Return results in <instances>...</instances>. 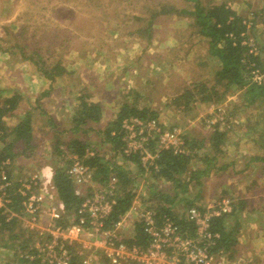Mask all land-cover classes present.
Returning a JSON list of instances; mask_svg holds the SVG:
<instances>
[{
	"label": "rangeland",
	"instance_id": "1",
	"mask_svg": "<svg viewBox=\"0 0 264 264\" xmlns=\"http://www.w3.org/2000/svg\"><path fill=\"white\" fill-rule=\"evenodd\" d=\"M200 1L204 7L227 3L248 18L250 30L245 38L246 44L254 48L257 42H264V0ZM194 10L195 2L189 0H0V88L10 90L5 95L11 96L16 92L22 96L19 107L5 120L7 126H13L26 118L27 111H32L33 135L39 143L37 154L23 166L17 163L13 176L24 178L44 166L54 169L57 162L54 145L58 138L63 143L61 148L66 158L71 155L65 144L74 138L69 131L73 126L72 116L50 120L53 115L45 110L47 100L35 106V96L31 93L35 89L33 87L43 91L44 78L47 77L26 56L32 55L37 60L41 55L49 69L58 65L61 71L64 70L61 82L56 86L59 89L55 88L63 91V97H67L65 92L72 85L70 96L73 99L68 96V101L76 105L79 100L75 97L85 95L84 100H93L102 106L103 117L100 123L94 124L96 127H105L124 103L133 104L135 101L134 106L146 109L148 117L155 112L156 118L167 128L184 126L190 140L204 139L203 147L199 149L202 157L209 148L213 122H218L220 129L226 130L221 144L225 154L221 153V157L213 160L210 173L200 177L202 184L199 187L193 186V180L188 192L175 194L177 190H172L173 186L168 182L156 185L154 180L149 183L139 176L136 182L139 194L156 205L157 197L150 194L152 185L171 199L175 195L180 200L193 199L198 191L201 197H228L235 205L242 200L240 197L246 199V192L239 191V187H245L241 181L247 180L243 176L249 174L244 168L246 154H264V103L238 108L242 103L239 92L227 95L220 103L195 102L190 114L176 110L171 103L173 97L200 82L213 84L215 71L220 65L217 58L211 56L208 41L198 33L199 26L191 15ZM49 121L58 125L54 127ZM63 130L67 132L61 133ZM78 138L90 143L92 152H99L100 156L111 161V165L123 162L114 155L109 143L98 138L95 130ZM241 142L245 145L237 146ZM2 145L0 141V148ZM244 146L249 152L243 153L246 151ZM199 162L203 167L202 161ZM223 163L227 166L220 170L218 167ZM232 165L234 170L243 168V172H233ZM131 170L140 172L135 166ZM258 171L257 168L251 177L261 179ZM50 181L51 178L48 185ZM218 184L220 187L216 190ZM222 190L227 192L222 193ZM201 197L195 199L196 202L191 200L190 204L186 203L187 200L176 202L174 213L181 216L190 205L200 206L198 200ZM246 201L245 208L237 206L241 217L234 229L235 244L229 251L234 253L231 261L235 264H244L245 261L247 264L258 263L264 256V218L257 217L256 221L249 214L248 221L252 225L249 227L242 216L249 211L250 204L248 199ZM229 221L233 225L231 218ZM2 238L0 264H24L20 259L22 251L4 247Z\"/></svg>",
	"mask_w": 264,
	"mask_h": 264
},
{
	"label": "built area",
	"instance_id": "2",
	"mask_svg": "<svg viewBox=\"0 0 264 264\" xmlns=\"http://www.w3.org/2000/svg\"><path fill=\"white\" fill-rule=\"evenodd\" d=\"M242 44L249 46L250 52H257V46L246 44L245 39ZM252 74L255 81L263 78L257 69ZM184 130V126L167 128L156 117H125L119 131L122 146L113 153L123 159L137 155L142 171L131 176L137 181L139 176L152 180L148 171L158 168L159 150L189 152ZM0 134H3L1 127ZM69 159L67 173L81 201L76 212L67 217L52 186L50 166L15 178L13 169L18 166L17 161L0 160V212L7 221L18 218L22 230L33 236L30 249L23 253L25 258L44 264H235L222 249L212 251L220 235L212 228L211 219L235 212V203L230 198L203 207L190 205L181 215L194 226L190 235L169 215H163L160 221L157 205L139 194L135 183L130 208L111 220L120 190L117 175L111 173L102 181L79 155H70ZM13 191L20 196L19 206L12 198ZM137 225L145 235V244L136 240ZM255 264H264V256Z\"/></svg>",
	"mask_w": 264,
	"mask_h": 264
},
{
	"label": "trees",
	"instance_id": "3",
	"mask_svg": "<svg viewBox=\"0 0 264 264\" xmlns=\"http://www.w3.org/2000/svg\"><path fill=\"white\" fill-rule=\"evenodd\" d=\"M189 1L195 2V10L190 13L194 15L196 24L199 26L198 33L208 41L210 54L212 57L217 58L220 65L215 71L216 78H214L213 84L208 85L200 82L194 87L186 89L172 98L171 103L176 110L190 114L191 110L194 109L195 102L220 103L227 95L235 92H239L242 96V103L238 104V108L242 107V105L244 108H247L257 103H264V42H257V52L255 53L250 52L249 46L242 44V40L248 37L247 31L250 30L248 21L246 20L248 18L238 13L225 2L204 7L201 5L200 0ZM262 23L264 24V19ZM253 24H255V22ZM253 26L251 27L252 29L254 28ZM230 34H233L235 37L230 36ZM35 54L38 55L37 52H35ZM26 57L36 65L37 70L40 71L42 75L51 81H54L56 77L61 75L64 71H61L62 69L58 65L49 69L41 55H38L37 60L34 59L32 55ZM256 69L263 75L260 82L253 79L252 70ZM7 91L9 90L0 88V127L3 130V134H0V141L3 144L0 148V160L10 158L23 166V164H27L32 160V156L37 154V146L39 143L37 144L33 135L31 119L28 115L16 125L7 126L5 118L12 116L13 112L19 107V102L22 97L16 92L11 96L5 95ZM84 97L85 95L78 97V106L71 119L73 126L70 127L69 131L71 134L73 133L74 138L65 145H67L70 150L69 154L79 155L94 169L95 176L98 179L105 181L111 173L117 175L120 190L111 215V220H116L130 208L134 196V184L137 180L132 177L122 165L117 163L111 165V161L100 156L99 152H95L93 155H87L86 151H93V149L90 148V143L80 140L78 136L90 130H95L96 133L99 131L97 134H100L104 141L110 143L111 150L116 151L122 146L121 135L119 133L121 121L125 117L135 115L148 117V113L146 109L134 106L135 101L133 104L124 103L115 118L106 123V126L101 129L94 126V124L100 123L103 117L102 106L98 102L84 100ZM152 117H156L155 112L152 113ZM50 120H52V118ZM50 122L52 126H56L55 122L49 121V123ZM85 125H87V127H84ZM60 132L65 133L67 131L63 130ZM186 134H184V140L189 149V152L186 154H176L172 150H159L157 152L156 163L158 168L149 169L148 171L150 178L155 181L154 184L158 185V182L165 181L173 186L172 190H177L182 193L188 192L191 182L195 180L193 186L199 187L202 184L200 182V177L204 175L207 176L210 173L211 168L214 166L212 163L213 160H217V158L221 157V153L222 155L225 154L223 153L224 150L221 144L224 143L223 140L226 135V130L220 129L218 122L213 123V133L209 137L211 143L208 142L209 148L203 152L205 153L203 157L202 155L200 156L199 149L203 147L202 141H204V139L202 141L196 138L190 140L189 136ZM62 145L61 139L58 138L56 145H54L57 162L53 169L52 186L54 187L57 197L64 204L65 217H67L76 212L81 197L76 194L74 183L67 173V167L70 165L71 159L66 158L67 155L64 154V150L61 148ZM129 159L137 164L140 162L137 155L129 157ZM254 160L261 163L262 171L264 172V154L261 156L256 155ZM199 161H202L203 167H201ZM224 164L225 163L218 168L224 169L227 166ZM36 166L39 167L38 165ZM140 171H142L141 167ZM156 185H152V188L150 187V194L158 199L156 210L160 221L163 215H169L180 225L181 229L191 235L194 229L192 222L174 213L175 204L169 205L172 204L177 195L171 199L169 195H163L158 191ZM199 195L198 191L193 199H181L180 201L187 200L186 203L190 204L192 203L191 200L198 198ZM12 198L13 200H17V206H19L20 196H18L15 191H13ZM238 205L241 209L243 207L245 208L246 201L242 199L240 202H237L235 205V212L232 215H222L219 217H212L211 219L212 228L220 235L219 239L216 240L217 243L212 247V251L217 252L222 249L229 258L234 256V253H229V251H232L233 245L235 244L234 229L238 227L241 217V215H238ZM229 217L233 221L234 227H232L233 225L230 223ZM1 236L3 237L2 239H4L2 243L4 247L22 251L20 258L22 262L44 264L37 259L30 261L25 258L23 253L30 249L33 236L22 230L18 218L7 221L6 216L0 212V237ZM135 236L138 238L136 239L137 242H144L145 244V235L140 225L136 227Z\"/></svg>",
	"mask_w": 264,
	"mask_h": 264
},
{
	"label": "crops",
	"instance_id": "4",
	"mask_svg": "<svg viewBox=\"0 0 264 264\" xmlns=\"http://www.w3.org/2000/svg\"><path fill=\"white\" fill-rule=\"evenodd\" d=\"M61 77H62V74L57 76L54 81H51L48 78H44V89H43V91L38 90V88L36 89V87L31 86V87L35 88L33 91H31V93H33V95L35 96V106H36V103H37V106H38L39 104L44 102V100H47L46 104H45L46 105L45 106V110L48 112V114L53 115V116H50V118L58 119L59 117H64L65 115H67L68 118H69V116H73L72 113L74 111V108L78 106V103L76 105H74V103L71 102V100H69V101L67 100L68 96L71 99H73V97L70 96V94H72V89H71L72 85L69 86L70 89H68L65 92L67 97H63V91L61 92V90H55V88L56 89L58 88L56 86H58V84L61 82L60 81ZM46 81H48L49 83L47 84ZM33 84H34V82H33ZM28 97L32 98L31 95H29V94H28ZM75 98L78 99V96H76ZM32 99H34V98H32ZM91 101H93V100H91ZM94 102H96V101H94ZM31 114H32V111L31 112L27 111L26 112V117H27V115L30 117ZM56 125H58V124L56 123ZM58 127H60V126H58ZM98 128H101V127L98 126ZM103 128H101V129H103ZM97 133H99V131H97ZM97 136H98V138H101V140H103L102 137L100 136V134H97ZM109 145H110V143H109ZM238 145L242 146V145H245V143L241 142V143H238L237 146ZM246 145L248 147L249 139H247ZM110 148H111V145H110ZM243 149L246 150V151H243V153L249 152V150L246 149V146H244ZM256 155L257 156H261L259 153H247L246 154L247 160H246V165H245L244 168L247 169V172H249V174L247 176H243V178H246L247 180H242V179L239 180V181L242 180L241 183L244 184V186H245V187H243V186L239 187V191H241V189H242L241 192H243L244 194L246 192V197L245 198L248 199V203L250 204L249 209H248L249 210L248 213H244V215H243V219L246 218L245 220H247V221L250 220L249 214L253 215V219L256 218V221H257V217L260 218L262 216L264 218V172L262 171L261 163H259V161L254 160V157ZM118 158H120V157H118ZM121 159L123 160V162L120 163V165H122L123 168L130 173V175H131V173H133V171L131 170V168L133 166L139 168L138 164L133 162V161H131L130 159H128V158H126V159L121 158ZM232 161H233V159L230 162H232ZM224 165H226V163ZM249 168H251V170H249ZM257 168L259 169L257 174L260 175V177H261V179H259V180H256V177H251V174L255 173ZM234 169H235V166L232 167V171L236 172L237 174H241L243 172V170H244L243 168L242 169H238V170H234ZM220 170H222V168ZM147 182L153 183L149 179H147ZM162 182H164V181H162ZM219 187L220 186L218 184V186H215V189L217 190V188H219ZM226 192L227 191L222 190V193H226ZM175 193L179 194L180 192L176 191ZM199 197H201V196H199ZM198 198H196V200ZM243 198H244V196L240 197V199H243ZM246 199H244V200L246 201ZM196 200L194 199L195 202H196ZM219 200L220 199H218L217 197L209 198V197L206 196V197H201V199L198 200L199 201L198 203H200L199 204L200 206L203 205V204H204L203 206H205L206 204L208 205V204H211V203H214V202H219ZM178 201H180V199H178L176 197L175 200L170 205H174ZM258 214H259V216H258ZM249 222L250 221H248L249 227H252L251 223H249ZM22 263H24V264H33L31 262H22ZM244 264H247V262L245 261ZM253 264H255V263H253Z\"/></svg>",
	"mask_w": 264,
	"mask_h": 264
}]
</instances>
